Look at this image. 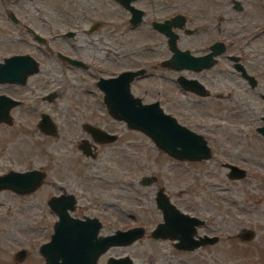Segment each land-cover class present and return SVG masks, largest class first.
<instances>
[{
    "label": "rangeland",
    "instance_id": "rangeland-1",
    "mask_svg": "<svg viewBox=\"0 0 264 264\" xmlns=\"http://www.w3.org/2000/svg\"><path fill=\"white\" fill-rule=\"evenodd\" d=\"M239 1L240 10L233 7L232 0H159L163 7L170 4V8L186 14V25L198 29L194 36L179 31V43L223 36L226 44L234 42L229 48L237 50L239 45L243 57H252L254 66L250 68L257 73L256 85L249 89L248 97L240 99L248 102L231 104L225 92L223 98H209L205 105L208 109L197 113L205 115L210 125L218 126L210 128L209 133L213 140L212 157L206 163H198L176 161L146 134L117 120L109 129L120 135L111 143L98 145L95 159L81 154L76 142L84 134L72 127L68 114L71 109L78 110L76 104H83V100L93 106L97 103L91 91L95 88L93 78L75 77L55 54L48 52L64 48L61 40L66 37L60 36L64 30L73 29L77 35L67 39L84 40L85 53L93 50L92 46L104 53L103 42L111 49L118 44L125 52L140 53L129 56L128 64H135L141 56L159 54L143 47L149 45L146 41L162 40L160 35L142 26L125 30L121 26L125 15L109 0H0V61L4 56L25 52L39 62V70L28 76L27 86L17 90L25 94L26 89L34 88L42 93L55 87L59 96L52 103L60 110L66 109L56 136L38 135L25 123L0 125V173L28 166L46 171L44 182L32 192L20 195L0 190V264H46L39 245L49 239L57 219L46 200L59 192L52 183L65 177L70 180L66 189L78 197L77 204L94 200L87 215L101 219L99 234L137 225L145 229L130 244L108 247L100 254L98 264H105L109 256L124 255L134 264H264V136L256 130L264 124V102L260 97L264 93V0ZM94 21L99 23L94 31H81ZM217 21L221 30L215 26ZM206 22L210 25L205 32L207 37L201 31ZM26 27L46 37L48 43L37 44ZM97 37H102V42L91 43ZM156 49L164 54L163 46ZM65 50L72 52L70 48ZM121 60L119 56L117 61ZM237 81L241 82L233 75V88ZM224 83H228L225 78ZM161 84L165 85L163 81ZM7 89L14 91L12 87ZM93 108L99 113V107ZM59 149L63 150L60 154ZM221 161L236 163L244 168V174L229 177ZM82 173H89L91 178L86 179ZM94 173L102 176L100 181ZM143 175L155 176L156 180L144 183ZM159 188L181 210L205 219L199 233L215 234L218 238L193 250L176 248L170 239L153 238L151 230L161 220L154 201ZM79 211L84 213L78 209L73 214ZM245 229L253 233L250 239L238 236Z\"/></svg>",
    "mask_w": 264,
    "mask_h": 264
},
{
    "label": "flooded vegetation",
    "instance_id": "flooded-vegetation-1",
    "mask_svg": "<svg viewBox=\"0 0 264 264\" xmlns=\"http://www.w3.org/2000/svg\"><path fill=\"white\" fill-rule=\"evenodd\" d=\"M235 1H238L240 5V9H242V5L239 0H232L233 7L237 9L235 7L236 4ZM109 3L115 4L117 8L120 11H122L123 15H125L121 23L122 24L121 26H124L125 30L135 29L142 26L143 28H147L157 33L163 39L162 40L158 39L156 41H146L147 44L149 45L143 47V49H146L147 51H150V49H152L153 51L158 52L159 54L153 55L151 57L141 56L140 57L141 59L138 58L140 60H138L137 63L128 64L129 56H132L134 54L139 56L140 53H138L137 51L125 52L122 49V46H119L118 44H115L114 49H111L109 48L110 46H108L107 43L104 42L103 44H106L103 46L104 53L101 54L100 49L95 46H92L93 50L90 48L89 53H85L84 50L82 49V47L85 46L84 40L79 41L73 38L67 39L69 37H75L77 35V31L73 29L64 30V32L61 34L60 37H66V38H62L61 40L66 46L60 49L59 51L50 50L48 52L55 54L59 59V63H61L66 68V70L73 71V75H75V77L82 78L84 75H86L88 77L93 78V83L95 85V88H93L91 91L94 94V101L97 102L93 106L83 100V104H76L78 110L71 109L72 113H69L70 115L68 114V120L69 123H71L72 127H78L80 131L84 134L83 136L81 135V137L76 142L77 150L81 154L91 159H95L98 154V145L100 146V144H104L107 142L111 143V141L96 140L91 135L89 131L90 128L93 127L101 128L109 133L115 134L117 138L120 135V133L113 129H109L110 128L109 126L110 125L112 126L114 124L113 122L117 120V122L124 123V125L128 127L127 123L124 120L118 119L113 114H111L110 108L113 107V104L111 105L105 102L104 100L105 92L99 86L98 82L100 81L101 78L115 77L120 72L131 70V71H140L139 73H136L129 82V89L132 95L134 97H138L142 103H152L156 101L158 105L162 108V110L173 116L179 124L200 134L210 148V158H211L214 151L212 149L213 140L212 137L209 135V133L212 132L210 128L214 126L215 127L218 126L210 125L206 121L205 115L198 116L197 113L202 110L208 109V107L206 108L205 105L209 98H214V99L223 98L225 92L228 97L227 99L230 100L231 104L241 105L244 102H248L247 99L244 100H240V99L241 96L248 97L247 95H248V91H250L249 89L254 87L257 83L256 80L257 73L254 71L253 68L252 69L250 68V65L254 66V63L252 62V57H247V58L243 57V54L240 50L241 47L239 45L236 47L237 50H232L231 48H229L230 44L234 42L232 41L231 43L226 44L224 41V37L220 35L214 36L213 38L210 39L207 38L201 40L190 39L188 41H185L184 44L179 43L178 41V39L180 38L179 31H182L185 35L194 36L198 33V29H196L195 27L194 28L188 27L186 25V20L188 19L187 15L184 14L183 12L176 11L172 7L170 8V4H168L166 7H163L160 4L159 0H131L130 4L141 10L140 20L137 23H133L132 19L135 18V15H132L131 11L127 7H125L122 2H120L119 0H109ZM177 14H181V17L184 20V24H182V27H178L174 24L169 23L168 28L177 34L176 46L180 50H186L187 58L190 60L189 64L182 68H177L175 65L166 62L167 59L172 57L173 50L169 47L168 36L158 26L159 23L169 21ZM215 16L217 17V13H215ZM206 20L208 19L206 18ZM154 23H158V24L154 26ZM97 26H99V23H96V21H94L88 24L87 27H82L81 31L90 33L94 31V29L97 28ZM215 26L217 30H221V26L219 25L218 21L215 24ZM209 27H210L209 22H206V25L201 27V31L204 32V35L206 37L208 35L205 32L208 31ZM185 29H187L189 32H185L184 31ZM116 30H118V28H116ZM26 31L31 33L33 37L39 42L37 44L48 43L47 38L39 33L37 34L41 36V39L37 38L35 35L36 32L33 31L30 27H26ZM101 42H102V37H97V40L95 41L91 40V43H101ZM156 46L157 47L163 46L164 54H160L158 49H156ZM66 48H70L72 52L65 50ZM110 53L116 58L113 59L112 55H109ZM119 56H121L122 59L121 61H117ZM230 56H235L236 61L232 60ZM67 57L73 59L74 61L68 60ZM193 58L198 60L197 64L192 63ZM247 60L251 61V63H249ZM202 61L211 62V64L207 66H200V62ZM236 64H240V69L236 68ZM243 69L246 72V75L242 71ZM233 75H235L241 80V82L239 81L233 82L235 84L234 85L235 88H233V85L230 83L231 77ZM217 78L218 80H215ZM224 78L228 80V83H226L227 85H225L224 83ZM160 80L163 81L165 85H162ZM180 80H186V82L189 81L188 82L189 86H184ZM27 84H28V77L26 78V81L23 84L15 83V82L0 83V95L9 98V99L3 98L2 103L8 104L12 101H17L15 104H12L8 109V115H7L8 120H4V119L0 120V125L11 126L14 125L16 122H19V125L25 123L29 127L33 128L38 135L48 136V137L58 135V132L60 131L59 122L63 118L65 119L64 114L66 111V109L60 110L59 108L55 107L54 104L52 103V99H55L59 96L58 93L59 89L55 87H51L45 92L37 93L36 89L33 88V89H26L25 94L21 93L22 88L27 86ZM220 84H222V86H220ZM7 87H12L14 91L13 92L12 90L10 91L9 89H7ZM17 88H21L20 92L17 90ZM150 92H153V95L152 94L150 95ZM235 94H237V97H235ZM149 95L151 98L147 99V96ZM263 95L264 93H260V97L264 102ZM167 103L169 104L168 105L169 107L167 106ZM90 106L99 107L100 108L99 113H95L94 108ZM105 118H108L109 121L106 122ZM216 123L219 124V122ZM58 151H59L58 154L63 152L62 149H59ZM171 157L174 158L176 161H186V162L188 161V162H198V163L207 162L206 161L207 159L190 160L185 158L179 159L174 156ZM220 164L222 167L227 168L228 170L227 175L230 172V166H229L230 164L236 165L240 168L239 165L233 162L221 161ZM31 168L40 169L43 175L46 172L44 171L43 167H32V166H28L25 169H16V170H27ZM11 169L15 170L14 168H9L6 171H9ZM81 175L86 179L91 178L89 173H82ZM93 175L95 176V179L99 181L102 178V176L99 173H94ZM148 178L152 179V181L156 180L155 176L152 177L150 175V177ZM69 181H70L69 177H65L60 181L58 180L57 183H52L53 187L59 189V192L48 197V199L46 200L47 205H48V200L51 197L60 196L63 194H71L74 196V207L72 210L69 211L71 215L80 218L86 216L97 217L102 223L101 219L97 215L94 214L87 215V210L91 209V207L94 206V200L88 199L90 203L83 201L82 203L77 204L78 197L74 193L66 189L65 185L68 184ZM122 182H120V184H122ZM169 200L180 211L184 213H188L186 211L181 210L174 202L171 201L170 198ZM154 201H155V196H154ZM99 207L102 209L101 205ZM157 208L160 210L161 220L158 221L153 226V228L157 226L160 222H162V211L159 207ZM78 209H83L84 213L81 214V212L79 211V214L77 215L73 214ZM50 210L55 214V212L51 208ZM105 212L108 213L107 211ZM101 214L99 213V215ZM190 215H195V214H190ZM195 216L200 218V220L202 221L195 226L194 237L198 238L199 236L209 235L204 232L202 233L198 232V229L205 224V219L198 215ZM210 236H216V239L218 238V236L215 234ZM153 238L162 239V240L170 239L172 241V245L176 247L174 244L177 241L176 239L169 237H153ZM179 249L187 250L183 248H179Z\"/></svg>",
    "mask_w": 264,
    "mask_h": 264
},
{
    "label": "water",
    "instance_id": "water-1",
    "mask_svg": "<svg viewBox=\"0 0 264 264\" xmlns=\"http://www.w3.org/2000/svg\"><path fill=\"white\" fill-rule=\"evenodd\" d=\"M127 7L135 18L133 23L140 20L141 10L130 4L131 0H119ZM235 7L240 9L238 1ZM170 21V22H169ZM163 23H154L168 36L169 47L173 50L171 58L166 62L177 68L185 67L190 60L187 58L186 50H180L176 46L177 34L170 30L169 23L182 27L184 20L181 14H177L171 20ZM166 27V28H165ZM185 32H189L187 29ZM36 37L41 36L35 33ZM222 50V48H221ZM68 60L74 61L67 57ZM230 58L236 61L235 56ZM195 58L192 63L197 64ZM211 62L202 61L200 66H207ZM240 69V64H236ZM39 69L38 60L29 53H13L4 56L0 61V83L15 82L23 84L26 78ZM246 75L244 69L242 70ZM140 71H123L115 77L101 78L99 86L104 90V100L107 104H113L110 112L116 118L122 119L127 126L146 134L153 143L170 156L179 159H207L210 157V148L202 136L187 127L179 124L170 114L164 112L158 103H142L138 97H134L129 89L131 78ZM184 86H189L186 80H180ZM264 97V95H263ZM7 99L0 95V120H8V109L17 101L8 104L2 103ZM9 99V98H8ZM4 104V105H3ZM257 130L264 135V125L258 126ZM91 135L98 141H111L116 135L101 128H90ZM229 177H240L244 169L230 164ZM43 173L40 169L31 168L27 170H9L0 173V190L8 189L14 193L23 195L32 192L40 185ZM141 180L149 181L147 175ZM157 207L162 211V222L151 230L153 237H169L176 239V247L187 250L212 243L216 236L203 235L194 237L195 226L202 220L195 215L180 211L172 204L162 189L155 194ZM49 207L57 215L52 226L49 239L39 245V252L44 257L46 264H97V259L108 247L113 245H127L141 237L144 232L143 226H133L127 229H116L114 232L99 235L101 222L97 217L86 216L83 218L73 216L69 213L74 207V196L63 194L51 197L48 200ZM242 239H250L253 233L245 229L238 234ZM18 259L22 253L17 254ZM105 264H134L128 255L109 256Z\"/></svg>",
    "mask_w": 264,
    "mask_h": 264
}]
</instances>
